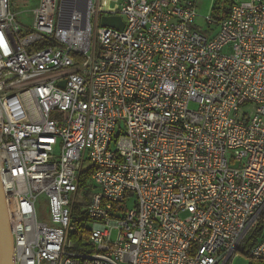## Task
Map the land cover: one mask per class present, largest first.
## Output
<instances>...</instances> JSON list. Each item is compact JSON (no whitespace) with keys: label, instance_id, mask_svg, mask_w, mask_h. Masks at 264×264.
<instances>
[{"label":"built area","instance_id":"2783aa9c","mask_svg":"<svg viewBox=\"0 0 264 264\" xmlns=\"http://www.w3.org/2000/svg\"><path fill=\"white\" fill-rule=\"evenodd\" d=\"M198 3L40 0L23 31L0 0V176L15 264L241 254L264 221V0L211 15L208 32ZM105 16L124 30L102 27ZM41 195L50 224L38 219ZM83 231L90 252L74 249ZM248 257L264 262V230Z\"/></svg>","mask_w":264,"mask_h":264},{"label":"rangeland","instance_id":"374dc122","mask_svg":"<svg viewBox=\"0 0 264 264\" xmlns=\"http://www.w3.org/2000/svg\"><path fill=\"white\" fill-rule=\"evenodd\" d=\"M96 0H94L95 3ZM248 0H199L198 3V17L196 19V25L204 32L209 31V26L206 19L213 15V9L218 8L221 14L224 11L230 9L232 5L244 3ZM12 13L16 16L17 21L23 26V31L26 27H30L34 22L33 10L38 6L40 0H11ZM121 0H100V7L104 10H110L112 8L119 7ZM134 200L128 201L129 208L133 207ZM37 215L41 222L50 224V213L48 206V198L45 195H41L37 201ZM93 222L88 223V227L92 228ZM249 257L244 254H239L234 260L233 264H249Z\"/></svg>","mask_w":264,"mask_h":264},{"label":"water","instance_id":"95a60500","mask_svg":"<svg viewBox=\"0 0 264 264\" xmlns=\"http://www.w3.org/2000/svg\"><path fill=\"white\" fill-rule=\"evenodd\" d=\"M101 26L123 31L125 22L120 16H105L101 20ZM60 87H65V82L61 83ZM10 221L3 183L0 176V264H15L14 237Z\"/></svg>","mask_w":264,"mask_h":264},{"label":"trees","instance_id":"16d2710c","mask_svg":"<svg viewBox=\"0 0 264 264\" xmlns=\"http://www.w3.org/2000/svg\"><path fill=\"white\" fill-rule=\"evenodd\" d=\"M232 6L230 7V9H227V10L224 11L223 16L225 18H227L230 15V11H231ZM221 15L222 14H221V12L219 11L218 8H214L213 9V16H214V18L220 19ZM45 47H48V45L47 44H41V45H37L34 49L35 50H40V49H43ZM93 171H94V168H92L91 166H88L82 172V175H81V188H85V187H88L89 188V191H87V195H86L87 198H88V196H90V194H92V192L94 190V187L92 186V184L87 183L88 180L90 179ZM75 215H76V218H79V221H78L79 222V225L78 226L79 227H82L83 224H81V221H83L84 223H86L87 220L85 218H82L81 217L82 216V212L79 209H76ZM263 230H264V221H263V219H261L259 225L255 228V230H253V232L251 233V235H249V237L245 241V245L242 248L241 254H244V255L248 256V252L253 247H255L258 244V242L260 241V238L262 236ZM85 234H86L85 231L81 232L80 234H79V232H77L74 235V237H72L73 240H74V242H75V247H74L75 250H77V251H88V252H90L82 244V238L85 236ZM249 264H264V262L249 260Z\"/></svg>","mask_w":264,"mask_h":264}]
</instances>
